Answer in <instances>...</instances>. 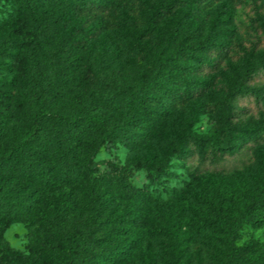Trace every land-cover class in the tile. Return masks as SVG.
I'll use <instances>...</instances> for the list:
<instances>
[{
  "label": "trees",
  "instance_id": "1",
  "mask_svg": "<svg viewBox=\"0 0 264 264\" xmlns=\"http://www.w3.org/2000/svg\"><path fill=\"white\" fill-rule=\"evenodd\" d=\"M0 2L16 12L13 28L0 27V67L12 71L0 76V264H125L141 236H120L147 225L149 236L170 247L149 264H207L182 258L191 236L180 224H149L153 197L145 184L130 181L125 164L105 161L99 168L93 158L106 140L145 141L173 108L204 93L208 102L200 109L216 113V125L206 134L179 132L167 152L195 179L203 171L255 165L253 188H242L245 217L264 220V82L256 81L264 74V50L215 77L231 34L226 0L204 32L185 25L197 9L194 0L156 2L141 15V29L122 31L139 61L108 74L99 62L78 68L76 51L101 31L114 0ZM182 3L187 11L178 14ZM166 13L177 17L152 37ZM245 101L254 103L256 115ZM134 166L148 180L171 173L153 157ZM115 201L135 208L117 213ZM218 218L194 226L217 236L212 244L219 255L210 264H264L257 240L234 242L238 219ZM16 221L26 227V252L3 234Z\"/></svg>",
  "mask_w": 264,
  "mask_h": 264
},
{
  "label": "rangeland",
  "instance_id": "2",
  "mask_svg": "<svg viewBox=\"0 0 264 264\" xmlns=\"http://www.w3.org/2000/svg\"><path fill=\"white\" fill-rule=\"evenodd\" d=\"M165 1L114 0L112 10L104 14L101 31L76 51L78 68L84 69L86 65L95 67L96 62H99L104 66L103 72L108 74L111 68L124 71L129 64L138 62L135 48L124 39L122 31H128L129 28L141 29V15L149 14L156 2ZM221 1L194 0L197 9L186 19L185 25L196 26L204 32L209 15L220 6ZM226 4L230 12L231 34L227 52L222 57L221 68L215 74L216 78L232 66L242 65L249 61L253 54L264 50V0H226ZM178 8V14L187 11L185 3ZM15 13L9 3L0 2V27L9 24L13 28ZM176 15L166 13L162 16L154 25L152 37L156 31L173 22ZM11 74L12 71L0 67V76L9 77ZM256 81L264 82V74ZM2 88L0 83V90ZM91 88H95V85L92 84ZM208 96L209 93H204L198 99L173 108L163 125L157 127L158 133L150 135L145 141L136 143L131 138L106 140L94 153L93 158L99 168L104 167L105 161L125 164L130 170V181L138 186L145 184L153 197L148 209L149 224L156 226L174 220L191 236L189 245L184 247L182 258L200 259L203 263L210 264L214 257L219 255L212 244L217 236L214 235L213 229L210 232L197 231L194 229L196 224L203 222L207 225L220 214L225 215L226 219H238L234 242L241 244L255 239L264 247V220L255 224L245 217L247 201L242 188H253V178L257 174L255 165L247 163L227 172L203 171L198 173V178L195 179L189 178L184 165L167 152V147L175 142L179 132L206 134L216 125L217 114L206 106L200 109V102L206 104ZM244 104L250 106L252 114L258 113L254 103L245 101ZM262 110L264 111V107ZM151 157L171 173H158L157 178L148 180L144 169L137 168L134 164ZM114 203L120 205L117 213L135 208L130 202ZM147 226L135 229L133 234L120 236L121 241L136 235L141 236V243L130 251L125 264L159 263L170 253V247L165 241L147 234ZM3 234L13 246L27 251L26 227L23 222L10 223Z\"/></svg>",
  "mask_w": 264,
  "mask_h": 264
}]
</instances>
